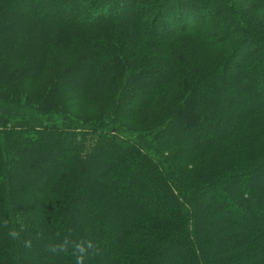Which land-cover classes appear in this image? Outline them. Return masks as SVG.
<instances>
[{"label":"trees","instance_id":"trees-1","mask_svg":"<svg viewBox=\"0 0 264 264\" xmlns=\"http://www.w3.org/2000/svg\"><path fill=\"white\" fill-rule=\"evenodd\" d=\"M52 1L0 0V264H264V0Z\"/></svg>","mask_w":264,"mask_h":264},{"label":"rangeland","instance_id":"rangeland-1","mask_svg":"<svg viewBox=\"0 0 264 264\" xmlns=\"http://www.w3.org/2000/svg\"><path fill=\"white\" fill-rule=\"evenodd\" d=\"M130 0H116V5H115V7H113V8H108V6L106 5V3H104V5L106 6V14H110V13H115V12H119L120 14H122V16H125L126 15V11L127 10H129V6H127V3L129 2ZM52 8H53V13H55V14H63V15H65V16H67V15H69V11H68V9L66 8V6H64V5H62L60 2H59V0H53L52 1ZM86 5H87V3L86 4H84V6L83 7H78V9H76V10H81V8L82 9H84L85 11H86ZM19 5H15V7H18ZM30 8L31 9V12L33 13V12H37V10H38V6L36 5V6H33V7H29V5L27 4L26 6H25V8ZM46 7H44V9H45ZM202 18H203V16H202ZM206 20L207 19V15H206V17L205 18H203V20ZM197 20V19H196ZM200 20H201V18H200ZM161 29V27L160 26H158V30H160ZM238 60H240V59H238ZM237 60V61H238ZM238 68H241L240 70H242L243 69V67L242 66H240V65H236V66H234V69H238ZM87 67L85 68V69H83L81 72V74H82V77L81 76H78V77H74V78H72V80H71V82L73 83V84H75V86L77 85L78 87H80V88H83V86L85 85V80H84V76H85V74H86V71H87ZM258 71V70H257ZM256 71V72H257ZM260 75H261V72H260ZM263 75V74H262ZM151 79H153L152 77L151 78H149V77H146L145 78V81H149V80H151ZM29 85V84H28ZM39 85H41V82L40 81H37L33 86H35V88H37V86H39ZM22 87V86H21ZM23 88V90H24V87H22ZM255 98L256 99H258V100H263L264 101V75H263V77L260 79V80H258L257 79V84H256V87H255ZM225 95L227 96V97H229V98H231L232 100L233 99H235V97H232L231 96V92L229 91V90H227L226 91V93H225ZM92 104H90V103H82V105L80 106V107H74L73 108V114H75V115H78V116H80V115H88V116H90V115H93V114H95V111H94V109H91L92 108ZM127 110V109H126ZM226 122V121H225ZM224 126H221V128H223ZM192 128V126L190 125V123H187V122H184V127L180 130V131H178L176 134H177V137H185V138H195L196 137V139H200V140H202L203 138H204V136L206 135V134H208V133H210L209 131H206V132H204V130H201V133H199V132H197L196 130L194 131L193 129H191ZM209 135V134H208ZM103 173L105 172V176H109V172H111V170H114V167H112V164L110 163V162H108V161H106L105 163H104V165H103ZM256 178V177H255ZM255 181H254V184L255 185H257L256 184V181H258V178H256V179H254ZM253 184V185H254ZM254 185V186H255ZM255 198H258L257 196H255ZM237 203H234V205H236ZM207 205V203H203V204H201V207H205ZM237 206V205H236ZM259 211L257 210V215L255 216H253V220H255V221H257V220H260L261 218H262V216L260 215V213H258ZM263 219V218H262ZM246 221H248V219L246 220ZM96 226H99V224L98 223H96ZM251 260H253V258H250V259H244V260H237V262H235V264H247L249 261L251 262ZM164 264H168V263H164Z\"/></svg>","mask_w":264,"mask_h":264}]
</instances>
